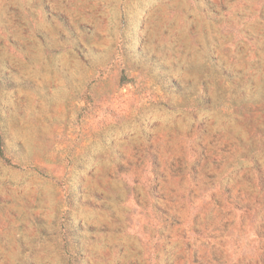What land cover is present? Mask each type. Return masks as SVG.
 <instances>
[{
	"label": "rangeland",
	"instance_id": "rangeland-1",
	"mask_svg": "<svg viewBox=\"0 0 264 264\" xmlns=\"http://www.w3.org/2000/svg\"><path fill=\"white\" fill-rule=\"evenodd\" d=\"M0 139V264H197L264 206V0H0Z\"/></svg>",
	"mask_w": 264,
	"mask_h": 264
},
{
	"label": "crops",
	"instance_id": "crops-1",
	"mask_svg": "<svg viewBox=\"0 0 264 264\" xmlns=\"http://www.w3.org/2000/svg\"><path fill=\"white\" fill-rule=\"evenodd\" d=\"M254 208L255 213L239 211L238 219L233 211L208 219L209 248L192 253L197 264H264V206ZM188 257L177 263L186 264Z\"/></svg>",
	"mask_w": 264,
	"mask_h": 264
},
{
	"label": "trees",
	"instance_id": "trees-1",
	"mask_svg": "<svg viewBox=\"0 0 264 264\" xmlns=\"http://www.w3.org/2000/svg\"><path fill=\"white\" fill-rule=\"evenodd\" d=\"M0 149H1V139H0Z\"/></svg>",
	"mask_w": 264,
	"mask_h": 264
}]
</instances>
